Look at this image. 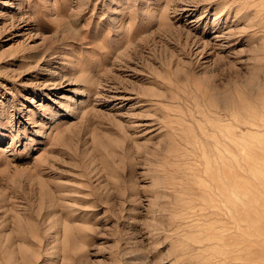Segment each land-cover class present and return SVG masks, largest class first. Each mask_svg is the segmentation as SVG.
<instances>
[{
    "label": "rangeland",
    "instance_id": "rangeland-1",
    "mask_svg": "<svg viewBox=\"0 0 264 264\" xmlns=\"http://www.w3.org/2000/svg\"><path fill=\"white\" fill-rule=\"evenodd\" d=\"M0 264H264V0H0Z\"/></svg>",
    "mask_w": 264,
    "mask_h": 264
},
{
    "label": "bare ground",
    "instance_id": "bare-ground-1",
    "mask_svg": "<svg viewBox=\"0 0 264 264\" xmlns=\"http://www.w3.org/2000/svg\"><path fill=\"white\" fill-rule=\"evenodd\" d=\"M225 108V107H224ZM231 180V177L229 178Z\"/></svg>",
    "mask_w": 264,
    "mask_h": 264
}]
</instances>
